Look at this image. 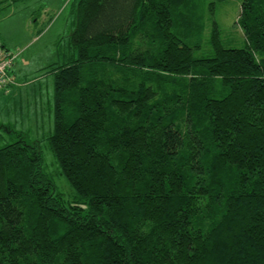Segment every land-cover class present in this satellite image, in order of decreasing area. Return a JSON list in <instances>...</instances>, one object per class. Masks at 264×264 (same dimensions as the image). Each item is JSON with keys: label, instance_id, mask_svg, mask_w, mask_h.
<instances>
[{"label": "trees", "instance_id": "trees-1", "mask_svg": "<svg viewBox=\"0 0 264 264\" xmlns=\"http://www.w3.org/2000/svg\"><path fill=\"white\" fill-rule=\"evenodd\" d=\"M218 1L77 0L44 70L76 195L38 144L0 147V264H264V0L241 4L243 48Z\"/></svg>", "mask_w": 264, "mask_h": 264}, {"label": "rangeland", "instance_id": "rangeland-1", "mask_svg": "<svg viewBox=\"0 0 264 264\" xmlns=\"http://www.w3.org/2000/svg\"><path fill=\"white\" fill-rule=\"evenodd\" d=\"M243 1L217 2L215 19L221 27L224 42L229 47L245 46V35L237 24ZM76 2L77 0H24L4 5L0 10V40H8V45L18 58L11 70L14 84L6 90H0V147L22 137L30 144H38L45 172L54 181L56 192L66 202L73 201L76 193L63 175L48 141L55 126L54 78L52 74L47 76V72L39 69L61 63L64 54H70V36L77 19ZM200 12L204 13L208 34L213 20L206 6ZM29 81L35 83L29 84L32 86L27 93V87L23 88L25 96L21 103L20 96L14 90Z\"/></svg>", "mask_w": 264, "mask_h": 264}, {"label": "built area", "instance_id": "built-area-1", "mask_svg": "<svg viewBox=\"0 0 264 264\" xmlns=\"http://www.w3.org/2000/svg\"><path fill=\"white\" fill-rule=\"evenodd\" d=\"M16 59L17 55L0 43V90H6L14 84L11 70Z\"/></svg>", "mask_w": 264, "mask_h": 264}, {"label": "crops", "instance_id": "crops-1", "mask_svg": "<svg viewBox=\"0 0 264 264\" xmlns=\"http://www.w3.org/2000/svg\"><path fill=\"white\" fill-rule=\"evenodd\" d=\"M0 42L6 47V48H8V49H10L11 51H12V48L8 45V40H3V41H1L0 40ZM11 46H12V44H11ZM17 48V47H16ZM18 59V58H17ZM17 59H16V61H17ZM16 64V63H15ZM49 65H47L46 67H48ZM15 67V66H14ZM46 67H43L42 69H39V70H45V68ZM39 72V71H38ZM48 76V75H47ZM14 78H15V83L17 82V77H16V75L14 76ZM38 80V78L35 80V81H37ZM30 83H32V84H34L35 82H31V81H29V82H26V83H22L23 85H19V87L18 88H16L14 91L17 93V95H19L20 96V99H21V103H23V99H24V92H25V90H23V88H25V87H27V89H26V93H27V91H28V88L29 87H31L32 85H29ZM13 91V90H12ZM12 91H11V93H12ZM13 91V92H14ZM29 94V93H28ZM38 105V104H37ZM21 110H22V107H21Z\"/></svg>", "mask_w": 264, "mask_h": 264}, {"label": "bare ground", "instance_id": "bare-ground-1", "mask_svg": "<svg viewBox=\"0 0 264 264\" xmlns=\"http://www.w3.org/2000/svg\"><path fill=\"white\" fill-rule=\"evenodd\" d=\"M19 57V56H18ZM16 63V62H15Z\"/></svg>", "mask_w": 264, "mask_h": 264}]
</instances>
